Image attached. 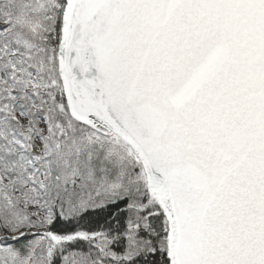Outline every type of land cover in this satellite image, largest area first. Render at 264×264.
<instances>
[{"label":"snow or ice","instance_id":"1","mask_svg":"<svg viewBox=\"0 0 264 264\" xmlns=\"http://www.w3.org/2000/svg\"><path fill=\"white\" fill-rule=\"evenodd\" d=\"M0 264H264V0H0Z\"/></svg>","mask_w":264,"mask_h":264}]
</instances>
